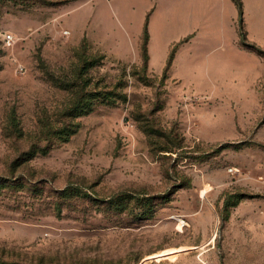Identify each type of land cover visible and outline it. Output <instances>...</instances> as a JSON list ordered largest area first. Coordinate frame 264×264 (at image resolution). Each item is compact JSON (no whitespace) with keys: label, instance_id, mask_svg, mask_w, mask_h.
Segmentation results:
<instances>
[{"label":"rangeland","instance_id":"374dc122","mask_svg":"<svg viewBox=\"0 0 264 264\" xmlns=\"http://www.w3.org/2000/svg\"><path fill=\"white\" fill-rule=\"evenodd\" d=\"M125 16L0 0V264H264V73L194 93Z\"/></svg>","mask_w":264,"mask_h":264},{"label":"crops","instance_id":"0c3cea01","mask_svg":"<svg viewBox=\"0 0 264 264\" xmlns=\"http://www.w3.org/2000/svg\"><path fill=\"white\" fill-rule=\"evenodd\" d=\"M87 1L123 5L128 16L122 20L121 34L134 41L142 35L148 15L150 65L162 69L178 44L169 75L194 93L225 99L239 86L254 85L264 73L261 57L241 45L239 12L232 0ZM240 1L246 37L264 46V0Z\"/></svg>","mask_w":264,"mask_h":264},{"label":"trees","instance_id":"16d2710c","mask_svg":"<svg viewBox=\"0 0 264 264\" xmlns=\"http://www.w3.org/2000/svg\"><path fill=\"white\" fill-rule=\"evenodd\" d=\"M234 2V4L236 5L238 12H239V18H238V26H239V35H240V40H241V45L249 50L252 51L254 53H256L257 55H262L263 54V49H261L259 46H257L254 43H250L248 42L247 38H246V34L245 31L243 29V11H242V4L240 0H232ZM144 33L148 34V29H147V22L145 24V29H144ZM173 55V51L170 55L169 60L172 58Z\"/></svg>","mask_w":264,"mask_h":264},{"label":"built area","instance_id":"2783aa9c","mask_svg":"<svg viewBox=\"0 0 264 264\" xmlns=\"http://www.w3.org/2000/svg\"><path fill=\"white\" fill-rule=\"evenodd\" d=\"M5 39L10 41L11 40V36L7 35Z\"/></svg>","mask_w":264,"mask_h":264}]
</instances>
